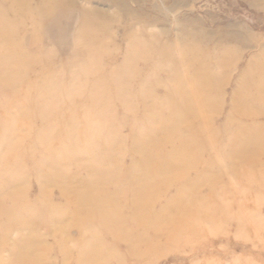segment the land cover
Here are the masks:
<instances>
[{"label": "rangeland", "instance_id": "obj_1", "mask_svg": "<svg viewBox=\"0 0 264 264\" xmlns=\"http://www.w3.org/2000/svg\"><path fill=\"white\" fill-rule=\"evenodd\" d=\"M13 1L0 264H264V0H74L75 45L67 0L42 20ZM144 81L158 118L187 94L204 106L190 126L144 122Z\"/></svg>", "mask_w": 264, "mask_h": 264}, {"label": "bare ground", "instance_id": "obj_2", "mask_svg": "<svg viewBox=\"0 0 264 264\" xmlns=\"http://www.w3.org/2000/svg\"><path fill=\"white\" fill-rule=\"evenodd\" d=\"M80 1V0H79ZM13 2H15L17 4V7L18 8H15L16 10H21L23 12H26L28 16H30L32 18V20H36L37 18H40V20H42L44 18V16H47L49 14H51L53 12V10L55 8H52V3H54L55 1L54 0H39V2H37L36 0H14ZM67 3H70L71 5L69 4H63V7L64 9L62 10V13L61 14H67V13H70V14H73V15H76L78 14V24H77V30L76 32L74 33V37H75V43L74 45L76 44V40H77V36H78V29L80 27V25H83L84 23V19H85V16H86V13H87V9L85 10L84 8H82L81 6H74L72 4V2H74V0H67L66 1ZM91 2V1H90ZM140 3V2H139ZM88 4V3H87ZM97 4V3H96ZM99 6V5H98ZM77 10V13L75 14V12L73 13L72 11L70 12V10ZM97 9H94V10H91L89 13L93 14L94 12H96ZM3 15V14H2ZM0 14V26H2L0 32L3 33H7L8 32V25L7 23H4V21L2 20V16ZM29 17V18H30ZM48 19V17H47ZM7 25V26H6ZM137 26V25H136ZM93 29H95V24L91 25V31H93ZM88 30V28L86 27H81L79 29V34L82 33H86ZM79 38H81L79 36ZM80 40V39H79ZM158 41V40H157ZM262 77H263V82L260 83V86H263L264 88V72H262ZM129 84V83H128ZM127 84V85H128ZM190 84V83H189ZM142 87V89H140V93L137 94V97L135 98H138L139 100V103L141 104V106L143 107V111L144 112H147L148 115L146 116H143V119H141L142 121L146 122V121H151V122H155L157 123L158 125L160 126H171L173 129L177 128V126H190L189 124V120L188 118L193 115V114H199L201 111L198 109L196 110L195 108H193V103L195 102H199V106L201 104V106H204V102L205 99L202 97L203 94H199V98H197L196 96H193V99L190 98L188 96V94L186 96H184L183 100L182 101H179V103H174V105H170L169 108L167 110L168 113H169V116L166 118V119H161V118H158V116L154 115V111L156 109V105L155 103L153 102V95L152 93L149 91V90H146L145 89V81H144V84L142 83L140 85ZM247 87V85H245ZM248 89V88H247ZM132 95L131 94H127V96H124L126 98H124V103L126 104V107H127V104H130V98H133L131 97ZM136 96V95H135ZM130 97V98H129ZM192 102V103H191ZM159 109V108H158ZM163 110V109H161ZM166 111V109L164 110ZM163 112V111H162ZM146 113V114H147ZM243 114V113H242ZM152 117V118H150ZM161 117V116H160ZM141 121V122H142ZM156 124V125H157ZM170 127V131L173 130L171 129ZM196 135V134H195ZM95 136V135H94ZM192 136L194 135H190L189 137H186L184 138L182 142H184V145L185 147L187 145H192V143L196 142L197 140L195 138H193ZM197 136V135H196ZM95 138V137H94ZM166 139H168V136H165ZM107 139V138H106ZM112 140V138H111ZM249 143V140L247 141ZM149 145V144H148ZM223 147V146H222ZM155 148V146H154ZM236 150H237V146H233V149H232V152L230 153V155H236ZM141 153V152H139ZM181 154H184V151H181ZM51 155V154H50ZM238 155V154H237ZM100 157V156H99ZM105 157V156H104ZM235 157V156H232V158ZM218 158V157H217ZM96 159V158H95ZM86 160V159H85ZM52 161V160H51ZM192 162V161H191ZM54 164V162H53ZM52 165V164H51ZM178 166L176 165H172V163L170 161H168V163L166 165L163 166V173H168V174H171L172 172H179L181 168H178ZM224 168V167H223ZM205 170V168H204ZM58 171V170H57ZM90 171V170H89ZM92 171V170H91ZM204 172V171H203ZM205 173V172H204ZM179 174V173H177ZM206 204V203H205ZM79 205V204H78ZM82 210V209H81ZM119 210V208H118ZM120 212V211H119ZM84 213V212H83ZM87 215V214H86ZM133 215V214H132ZM86 217V216H85ZM50 218V217H49ZM97 218V217H96ZM90 220V218H88ZM112 220H115V219H112ZM108 221V219H107ZM38 224V223H37ZM114 224V223H113ZM176 226H178V224H175ZM117 227V226H116ZM54 228V227H53ZM116 230V229H115ZM121 239V238H120ZM142 241V240H141ZM101 256H103L101 254ZM104 257V256H103ZM82 259V258H81ZM80 259V260H81ZM83 260V259H82ZM104 261V260H102ZM83 264V263H82Z\"/></svg>", "mask_w": 264, "mask_h": 264}]
</instances>
